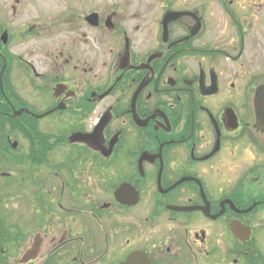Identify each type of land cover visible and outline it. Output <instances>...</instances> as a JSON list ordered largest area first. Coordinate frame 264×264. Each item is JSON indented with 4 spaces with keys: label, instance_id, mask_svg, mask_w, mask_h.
<instances>
[{
    "label": "flooded vegetation",
    "instance_id": "flooded-vegetation-1",
    "mask_svg": "<svg viewBox=\"0 0 264 264\" xmlns=\"http://www.w3.org/2000/svg\"><path fill=\"white\" fill-rule=\"evenodd\" d=\"M264 0H0V264H264Z\"/></svg>",
    "mask_w": 264,
    "mask_h": 264
},
{
    "label": "rangeland",
    "instance_id": "rangeland-1",
    "mask_svg": "<svg viewBox=\"0 0 264 264\" xmlns=\"http://www.w3.org/2000/svg\"><path fill=\"white\" fill-rule=\"evenodd\" d=\"M250 221L252 222H255V223H258V222H262L264 221V211H260L259 213L257 214H254L252 217H250ZM261 230V227H258L257 226V237L261 238L264 240V231H259Z\"/></svg>",
    "mask_w": 264,
    "mask_h": 264
}]
</instances>
